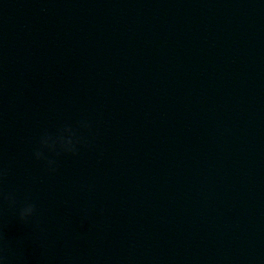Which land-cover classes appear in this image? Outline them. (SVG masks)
<instances>
[{"label": "water", "instance_id": "95a60500", "mask_svg": "<svg viewBox=\"0 0 264 264\" xmlns=\"http://www.w3.org/2000/svg\"><path fill=\"white\" fill-rule=\"evenodd\" d=\"M202 120L264 202V0H133Z\"/></svg>", "mask_w": 264, "mask_h": 264}, {"label": "clouds", "instance_id": "9594fccd", "mask_svg": "<svg viewBox=\"0 0 264 264\" xmlns=\"http://www.w3.org/2000/svg\"><path fill=\"white\" fill-rule=\"evenodd\" d=\"M37 158H40L41 153H37ZM50 164L52 162H49ZM8 199H11V197H8ZM36 211V205L35 204H27L26 206H24L19 213L20 219L22 221L27 220V218L31 217Z\"/></svg>", "mask_w": 264, "mask_h": 264}]
</instances>
